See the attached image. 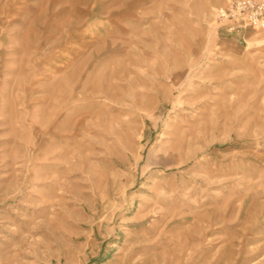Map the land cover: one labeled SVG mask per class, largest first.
Segmentation results:
<instances>
[{"label": "rangeland", "instance_id": "obj_1", "mask_svg": "<svg viewBox=\"0 0 264 264\" xmlns=\"http://www.w3.org/2000/svg\"><path fill=\"white\" fill-rule=\"evenodd\" d=\"M226 5L0 0V264H264V30Z\"/></svg>", "mask_w": 264, "mask_h": 264}, {"label": "built area", "instance_id": "obj_2", "mask_svg": "<svg viewBox=\"0 0 264 264\" xmlns=\"http://www.w3.org/2000/svg\"><path fill=\"white\" fill-rule=\"evenodd\" d=\"M221 17L234 29L264 30V0H226Z\"/></svg>", "mask_w": 264, "mask_h": 264}, {"label": "bare ground", "instance_id": "obj_3", "mask_svg": "<svg viewBox=\"0 0 264 264\" xmlns=\"http://www.w3.org/2000/svg\"><path fill=\"white\" fill-rule=\"evenodd\" d=\"M257 34V33H256ZM255 35V34H254Z\"/></svg>", "mask_w": 264, "mask_h": 264}]
</instances>
